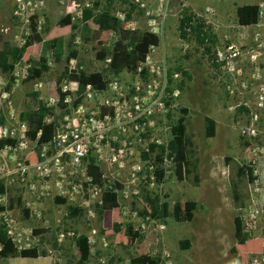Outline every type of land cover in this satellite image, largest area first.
Listing matches in <instances>:
<instances>
[{"label":"rangeland","instance_id":"374dc122","mask_svg":"<svg viewBox=\"0 0 264 264\" xmlns=\"http://www.w3.org/2000/svg\"><path fill=\"white\" fill-rule=\"evenodd\" d=\"M43 1L45 23L39 34L46 41L55 37L54 33L68 31L64 55L59 61H54L41 78L26 81L30 68L28 59L37 60L40 55V45L36 46L16 66L13 77L17 81L11 84L9 90L4 88L9 83V76L0 72V117L7 124L12 123L9 121L10 113L18 116L23 110L35 108L38 100L51 103V115L55 122H61L65 110L58 105L57 89L66 79L65 59L70 52L76 51V62L85 72L106 69L104 62L96 57L100 47L81 37V24L76 12L73 24L77 28L69 31L68 27L58 26L65 14V7L56 0ZM75 1L81 5L98 1L101 9L115 15L127 11L130 8L128 2H131ZM251 4L259 7V20L255 25L242 26L238 23L237 10ZM16 9L12 0L0 3V34L4 41L14 46L17 45L16 40L26 36V32L31 33L30 25L17 20L14 15ZM133 11L130 19H136L141 30H144L146 23V12L155 18L159 15L157 20L164 22L163 34L152 57L161 60L159 65H165L168 90L179 93L172 100L166 116L153 120L152 132L160 131L162 142L166 145L172 138L171 127L182 116L180 109H186L183 115L185 135L194 144L198 183L192 182V176L178 180L173 167H170L161 182L142 184L138 199L122 204L140 214L139 220L143 224L138 226L142 239L128 235L126 228L131 223L122 213L118 212L116 216L112 210L102 211L101 208L93 222L88 220L81 208L80 215L70 216L68 208L77 207L67 204L47 206L38 203L35 206L42 209L41 218H30L22 209L15 210L14 218L24 232L29 228L47 231L40 235L33 233L29 238L33 247L39 252H46V256L1 258L0 264H79L75 243L77 236H88L91 227H94L101 238L115 224L119 226L115 245L105 250L97 245L91 250L85 264H94L98 256H104L106 264H129V259L137 254L142 245L152 258L168 252L172 264H248L254 255L264 254V0H149L143 13ZM185 14H190L192 21L190 26L185 27L186 36L183 38L180 36L179 21ZM196 24L202 25L200 34H205L202 43L198 41L196 30H193ZM114 39L115 35L105 37L104 46L111 48ZM229 46L233 50H229ZM232 53L237 56L233 57ZM174 74H178V78H174ZM106 75L118 77L122 82L130 79L125 72L117 76L111 73ZM38 83L41 87H35ZM3 92L7 96L3 97ZM32 93L36 94V98L30 97ZM205 117L215 121L214 137H205ZM241 164L253 168L256 178L253 183L247 184L246 180L237 179L236 171ZM232 181L238 184L240 193L248 194L240 207L235 205L232 198ZM16 194V189H13L12 195ZM145 196L166 201L168 216L158 219L150 215L151 219L144 221L146 214L141 212L145 211L147 215L150 212ZM185 201L196 202L190 222L183 219ZM245 204L253 210L262 211L256 227L249 231L246 229ZM237 216L242 219L243 233L248 234L243 245L237 244L234 235V218ZM61 232L65 235L63 241L59 242L58 234ZM68 232L73 233V237L67 235ZM23 236L26 237V233ZM185 240L189 242V247L181 250L179 243Z\"/></svg>","mask_w":264,"mask_h":264},{"label":"built area","instance_id":"2783aa9c","mask_svg":"<svg viewBox=\"0 0 264 264\" xmlns=\"http://www.w3.org/2000/svg\"><path fill=\"white\" fill-rule=\"evenodd\" d=\"M16 5L14 15L20 23L30 25L31 18L35 29L39 33L45 23L43 0H12ZM66 10L78 8L79 13L83 7H91L92 3L80 4L75 0H56ZM134 11L144 12L149 0H130ZM144 30L156 35L163 34V20H157L147 12ZM117 18L122 28L126 30L140 29L136 19H127L125 12H117ZM29 30V29H28ZM162 30V33H161ZM31 31V28H30ZM29 36L19 38L18 47L24 45ZM109 36H113L109 34ZM158 46H150L143 62L139 63L134 72H127L129 81L122 82L118 77L106 75L105 86L95 89L86 85L82 94H78V83L64 79L59 91L63 95L62 103L65 114L61 122L57 123L54 116L46 114L44 122H55L53 137L48 143L42 144L39 156L27 139L28 125L18 116L9 114L11 124L0 123V141L13 140V144L5 143L0 148V182L3 192L0 193V229L18 250L33 248L29 241L33 229L24 228L15 220L13 211L27 210L30 218H41L43 212L38 203L52 205L56 198L64 200V204L81 208L90 222L96 219L97 211L103 206V196L106 193L122 194L124 203L131 199H138L140 186L156 181L157 171L173 167L172 157L167 155V144H163L160 131L152 132L157 117H164L168 113L172 100L178 96V91L168 90V80L165 65H159L161 60L152 57ZM233 50L232 46L228 47ZM233 54V57L237 54ZM104 61L105 67L109 63ZM46 64L51 66L54 59L46 56ZM159 65V66H158ZM70 71L79 72L83 67L70 58L67 62ZM178 78V74L173 75ZM16 80V79H15ZM17 81V80H16ZM5 85V84H4ZM35 87H41L36 84ZM5 88V87H4ZM3 92V97L7 96ZM81 97L79 104L75 100ZM59 96L57 92V102ZM50 101H53L50 99ZM10 100L8 106L10 107ZM45 103V102H44ZM47 107L51 103H45ZM40 132L37 134V136ZM150 145L155 149L150 151ZM163 147V154L156 160V155ZM143 154L147 158H143ZM33 155L34 160L30 157ZM92 161V163H90ZM95 168L98 181L90 175L89 168ZM120 187V190L118 189ZM13 189H16L21 206L8 208V201ZM247 230H253L257 220L261 217V210H253L248 204L244 206ZM119 213H122L131 223L134 231L141 232L139 224H143L136 210L119 204ZM143 216V215H142ZM151 216L146 214L143 220ZM245 231V232H248ZM26 233V237H24ZM73 237V233H66ZM64 232L58 234V241L64 239ZM87 242L89 250L97 245L101 249L113 247L117 233L114 229H107L101 238L96 228L91 227ZM2 244L0 243V250ZM104 256L95 258L94 264H106ZM158 264H172L170 254L165 252L160 256ZM248 264H264V254L253 256Z\"/></svg>","mask_w":264,"mask_h":264},{"label":"trees","instance_id":"16d2710c","mask_svg":"<svg viewBox=\"0 0 264 264\" xmlns=\"http://www.w3.org/2000/svg\"><path fill=\"white\" fill-rule=\"evenodd\" d=\"M126 4L125 0H122ZM130 8L125 11L127 19H130L134 5L128 2ZM170 6V4H169ZM259 7L257 5H246L238 8V23L242 26H251L257 24L259 20ZM34 18H31L30 28L31 33L27 37L26 42L23 46L18 47L11 45L9 42L2 39L0 34V72L9 76V83L5 86L6 90H9L11 84L14 82L13 73L16 66L24 60L25 56L30 54L33 49L40 45V55L37 60L32 58L28 59L30 68L28 69V74L26 76L27 80H35L41 78V76L49 70V66L46 64V56L51 53V57L54 61H59L63 56V38L61 36H56L48 41L42 40L40 34L35 29V24L33 22ZM80 34L84 40L93 41L100 49L97 51L96 57L98 60L104 62L107 58L110 60L107 64V68L102 71L85 72L81 70L79 72L70 71L67 66L64 67V76L66 79L76 81L78 83V94H82L86 85L90 84L95 89H102L105 86L106 74L111 73L112 75H119L120 73L134 72L137 65L144 61L146 54L149 51L150 46H158L159 38L145 30H126L122 28L121 22L115 14H112L107 9H101V5L98 1H93L91 7H83L80 12ZM192 21V16L185 14L180 18L179 29L180 36L185 37V27L190 26ZM190 24V25H189ZM93 27H92V26ZM58 26L71 27L70 29H76L77 26L70 21L68 15L64 16L58 22ZM201 24H196L193 30H196L198 41L202 43L204 41L205 34L201 33ZM109 34L115 35L114 42L111 48H107L103 44V39L108 37ZM76 51L70 52L66 57V62L70 58H76ZM184 75H187L184 72ZM171 83V82H170ZM182 83L179 84V87ZM58 92V105L60 108L65 106L62 103L63 95L57 89ZM32 98H36V94L32 93L30 95ZM81 97L75 100V104H79ZM182 116L177 118L176 124L171 127L172 138L167 143V155L172 157L173 171L178 180H184L186 177L192 176V182L194 184L198 183V162L195 158L194 144L192 140L185 135V118L186 109H180ZM65 113V112H64ZM46 114H51V109L46 106L43 101H37L36 106L30 110H23L19 113V119L25 121L28 125L27 139L29 145L34 149V154L39 156V151L42 144L48 143L53 137V131L55 122L46 123L44 122V117ZM0 123H3V118L0 117ZM204 133L206 138H211L215 136V121L210 117L204 118ZM40 134L37 136V134ZM5 143L13 144V140L0 141V148L3 147ZM155 149V145H150V151ZM163 147H160V153L156 155V160H160V156L163 154ZM34 156L31 155L30 160L33 161ZM143 158L146 159L147 155L143 154ZM229 159H227L228 161ZM92 163V161H90ZM90 166L89 173L95 177L97 180V171L95 168ZM253 168L250 165L241 164L238 166L236 171L237 179L246 180L247 184H251L256 178L253 176ZM156 181L161 182L164 177V170H158ZM232 187V198L237 207H240L247 193H240L238 189V184L236 182H231ZM120 190V187L118 188ZM3 192V184L0 182V193ZM147 206L150 210L149 215L156 216L158 219H165L168 216V203L166 201H159L158 197H148L145 196ZM55 203L64 204V200L60 198L55 199ZM124 200L121 192L118 193H106L103 196V206L102 211L112 210L116 216L119 212V204H123ZM21 200L20 197L9 198L8 208L12 209L14 207H20ZM196 207L195 201H185L183 208V219L187 222L193 219V210ZM4 208L0 205V211ZM70 216H78L81 214V210L78 208L69 207ZM24 214L28 216L27 210H23ZM101 214V211L99 212ZM143 215L147 214L145 211L141 212ZM151 213V214H150ZM117 220V219H116ZM132 226V225H131ZM130 224L126 228L128 235H131L135 239H142L141 234L138 231H132ZM114 231L117 233L119 231V226L115 224L113 227ZM47 230V229H46ZM234 235L237 240V244L243 245L248 239V234L243 233L242 219L240 217L234 218ZM47 231L43 229H33L34 235H40ZM262 239L264 244V229L262 230ZM0 243L2 244V249L0 250V259L8 257H22V258H38L45 257L46 252H39L36 248H30L18 251L12 242L6 238L5 232L0 229ZM76 246L79 252V264H85L87 262L90 250L87 242V237L84 234H80L76 238ZM189 242L187 240L179 243V248L185 250L189 247ZM160 261V255L152 258L147 253L145 245L140 246L138 252L135 256L129 259V264H158Z\"/></svg>","mask_w":264,"mask_h":264},{"label":"crops","instance_id":"0c3cea01","mask_svg":"<svg viewBox=\"0 0 264 264\" xmlns=\"http://www.w3.org/2000/svg\"><path fill=\"white\" fill-rule=\"evenodd\" d=\"M3 0H0V3L2 2ZM57 2V1H56ZM58 3V2H57ZM59 4V3H58ZM62 6V5H61ZM65 7V6H64ZM66 10V9H65ZM74 12H76V15H77V17L78 18H80V13H79V11H78V9H69V10H66L64 13V15L61 17V18H63L64 16H66V15H68L69 16V18H70V21L71 22H73L74 21ZM80 21V20H79ZM71 28V27H70ZM70 28L68 27V29H69V31H70ZM62 34V35H61ZM61 34H57V33H54V35H55V37L56 36H61L62 38H63V55H64V45H65V35L66 34H68V31H65L64 33H61ZM54 38V37H53ZM52 38V39H53ZM46 41H48V40H46ZM51 53H48V55H50ZM51 56V55H50ZM15 71V70H14ZM14 75H15V73H14ZM17 80V79H16ZM15 80V78H14V81H16ZM10 196H11V198L13 197V198H16V197H18L19 195L18 194H16V195H12V192H11V194H10ZM44 258V257H43Z\"/></svg>","mask_w":264,"mask_h":264}]
</instances>
